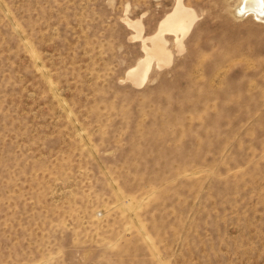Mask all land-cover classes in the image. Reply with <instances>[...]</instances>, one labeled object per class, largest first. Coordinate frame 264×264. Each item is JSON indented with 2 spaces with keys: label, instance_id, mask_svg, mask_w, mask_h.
<instances>
[{
  "label": "rangeland",
  "instance_id": "1",
  "mask_svg": "<svg viewBox=\"0 0 264 264\" xmlns=\"http://www.w3.org/2000/svg\"><path fill=\"white\" fill-rule=\"evenodd\" d=\"M179 1L193 25L162 34ZM242 3L0 0V264H264V3Z\"/></svg>",
  "mask_w": 264,
  "mask_h": 264
},
{
  "label": "bare ground",
  "instance_id": "2",
  "mask_svg": "<svg viewBox=\"0 0 264 264\" xmlns=\"http://www.w3.org/2000/svg\"><path fill=\"white\" fill-rule=\"evenodd\" d=\"M242 1H243V3H242L243 7H240L239 11L242 8H253V7L261 4V0H242ZM258 12L263 13V9L260 8V11H258ZM194 21H195L194 12L191 9L186 8L183 5V3L181 1H179L174 12L169 14L166 17V19H164L163 23H161L162 28H161L160 32L163 34V32H165V31H172L177 35L179 33H182L185 35L189 31L190 27L193 25ZM156 36H155V38H156ZM157 39H159V38H157ZM153 45H154V47L157 46V48L155 47L154 49L147 50V58L135 69V72H140V73H142V75L144 74L146 76L153 60H156L159 64V66H163V65L168 64L170 62L171 58H170L169 54L163 50L165 43H163L162 41H154L153 40ZM131 72H133V71H131ZM139 75H137V76H139ZM143 80H144V78H143ZM134 81H136V80L134 79Z\"/></svg>",
  "mask_w": 264,
  "mask_h": 264
},
{
  "label": "snow or ice",
  "instance_id": "3",
  "mask_svg": "<svg viewBox=\"0 0 264 264\" xmlns=\"http://www.w3.org/2000/svg\"><path fill=\"white\" fill-rule=\"evenodd\" d=\"M261 3H264V0H261Z\"/></svg>",
  "mask_w": 264,
  "mask_h": 264
}]
</instances>
